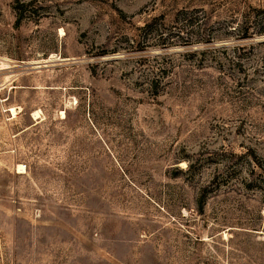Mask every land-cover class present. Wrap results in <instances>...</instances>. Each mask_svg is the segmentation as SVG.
Wrapping results in <instances>:
<instances>
[{"label": "rangeland", "instance_id": "rangeland-1", "mask_svg": "<svg viewBox=\"0 0 264 264\" xmlns=\"http://www.w3.org/2000/svg\"><path fill=\"white\" fill-rule=\"evenodd\" d=\"M0 264H264V0H0Z\"/></svg>", "mask_w": 264, "mask_h": 264}, {"label": "bare ground", "instance_id": "bare-ground-1", "mask_svg": "<svg viewBox=\"0 0 264 264\" xmlns=\"http://www.w3.org/2000/svg\"><path fill=\"white\" fill-rule=\"evenodd\" d=\"M35 114H36V112L34 113V115H35ZM12 115H13V113H12ZM36 116H37V115H36ZM36 116H35V117H36ZM18 168L21 169L22 167H21V166H18Z\"/></svg>", "mask_w": 264, "mask_h": 264}, {"label": "trees", "instance_id": "trees-1", "mask_svg": "<svg viewBox=\"0 0 264 264\" xmlns=\"http://www.w3.org/2000/svg\"><path fill=\"white\" fill-rule=\"evenodd\" d=\"M149 24H146L145 26H148Z\"/></svg>", "mask_w": 264, "mask_h": 264}]
</instances>
